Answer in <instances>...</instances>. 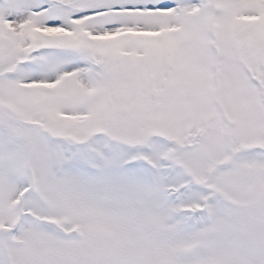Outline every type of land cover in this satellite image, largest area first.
<instances>
[{
	"label": "snow or ice",
	"instance_id": "snow-or-ice-1",
	"mask_svg": "<svg viewBox=\"0 0 264 264\" xmlns=\"http://www.w3.org/2000/svg\"><path fill=\"white\" fill-rule=\"evenodd\" d=\"M0 264H264V0H0Z\"/></svg>",
	"mask_w": 264,
	"mask_h": 264
}]
</instances>
